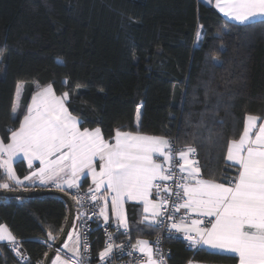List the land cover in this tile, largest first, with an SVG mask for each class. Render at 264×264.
Instances as JSON below:
<instances>
[{
	"label": "trees",
	"instance_id": "16d2710c",
	"mask_svg": "<svg viewBox=\"0 0 264 264\" xmlns=\"http://www.w3.org/2000/svg\"><path fill=\"white\" fill-rule=\"evenodd\" d=\"M197 25L204 26L199 43ZM0 50L3 141L32 93L52 84L57 94L70 93L66 106L80 126L100 127L105 138L121 129L172 136L184 146L199 131L204 143L196 158L203 178H219L236 173L220 158L219 147L207 142L210 133L214 139L238 138L246 114H264V24L237 25L201 0H0ZM210 55L219 57L215 67ZM17 82L23 87L13 114ZM202 113L206 127L197 130ZM14 168L20 176L27 170L22 160ZM128 214L134 221L131 206ZM66 216L59 196L0 195V223L22 239L25 264H41L48 246L40 239L46 241L49 230L58 236ZM128 232L133 239L140 234L137 228ZM155 233L154 227L144 235ZM165 240L171 249L167 264L236 260L193 250L177 238ZM100 245L97 233L93 248ZM0 264H18L7 242L0 243Z\"/></svg>",
	"mask_w": 264,
	"mask_h": 264
},
{
	"label": "snow or ice",
	"instance_id": "6c2138e0",
	"mask_svg": "<svg viewBox=\"0 0 264 264\" xmlns=\"http://www.w3.org/2000/svg\"><path fill=\"white\" fill-rule=\"evenodd\" d=\"M206 3L214 5L228 21L237 25L264 24V0H206ZM203 35L204 26L197 25L195 42L199 43ZM3 55L4 50H0V56ZM207 59L213 67L219 62L215 55ZM22 87V82H17L13 113L19 106ZM69 98L68 91L57 96L52 84L38 88L32 95V102L28 104L19 127L7 129L9 142L0 140V176L3 177L0 189L10 188L13 184L22 186L25 181L34 183L38 178L41 184L60 181L56 187L63 191L65 184L69 189L78 188L81 175H90L95 187H89L88 194L96 204L104 202L98 215L104 218L105 224L110 219V197L111 215L118 221L117 228H123L127 234L129 223L124 204L136 201L143 205L140 224L146 227L162 225L163 217L172 221L167 225L170 235L182 234L193 250L234 255L238 264H264V122L252 135L257 121L264 120V117L246 114L238 138L216 136L214 139L210 133L207 142L219 147L220 158L227 168L235 169L236 174L229 176L225 172L219 178L212 175L205 179L199 161L194 158L198 146L204 143L199 131L193 134L191 143L178 150L166 136L143 135L139 131L117 129L114 136L106 139L100 127L81 128V119L66 106ZM141 107L137 105L136 108L137 122ZM204 115L201 114V121L195 125L197 130L206 127ZM21 155L29 167L34 160L40 164L23 180L13 168L14 158ZM168 182H173L174 187ZM153 193L159 199L153 200ZM162 193L170 195L163 196ZM173 195L180 202H173ZM74 199L80 202L82 198ZM181 209L184 215L176 222L175 214ZM193 214L197 218L191 219L189 224L187 221ZM83 215V212L79 213L78 219ZM73 229L68 237L71 241L75 236V246H70L68 241L64 243L71 255L65 258L58 251L52 264H84L85 253L89 251L88 242L84 240L81 248L75 224ZM106 235L105 246L98 253L101 264H107L115 249L124 247L113 242L111 233ZM57 238L49 230L44 242ZM0 242H7L16 254L18 264H24L28 259L21 250L22 241L5 224H0ZM159 243L158 238L154 248L148 240L138 239L128 255L138 251L142 254L137 258L140 264H166Z\"/></svg>",
	"mask_w": 264,
	"mask_h": 264
},
{
	"label": "built area",
	"instance_id": "2783aa9c",
	"mask_svg": "<svg viewBox=\"0 0 264 264\" xmlns=\"http://www.w3.org/2000/svg\"><path fill=\"white\" fill-rule=\"evenodd\" d=\"M8 129H12V128L8 127ZM168 138L173 141L175 149L178 150L183 147V146L177 145L172 136H168ZM194 158L197 159L196 157ZM176 172L177 174H179L178 167L176 168ZM168 183L170 184V186L174 187L173 182H168ZM88 189L89 187L82 186V185H79L78 188L69 189L70 190L69 194L71 195L73 202H74L75 210H74L73 220L76 221L77 232L79 233L80 239H81V248H82L84 240H87L88 242L89 251L85 253L84 264H101L98 253L104 248L105 242L108 239V236L106 235V233L112 234L113 242L115 244L124 245L122 250L121 249L114 250V253L111 256V258L108 260L107 264H138L140 263V260H138L137 258L142 257L141 253H139L138 251H133L132 256L128 255L129 250H131L132 244L136 243L135 240L130 236L128 230H127V234H125L123 228L118 229L117 228L118 222L114 220L112 217H110L108 224H105L104 218L98 215L100 211V207L103 206L104 202L100 201L99 204H96L95 202H93L91 200V194H88ZM154 195L157 199H159V197L155 193ZM161 195L169 196L170 194L162 193ZM74 197H80L82 199L80 202H78L77 199H74ZM171 200L173 202H180V201H176V198L174 195L171 196ZM110 202H111V198L109 197L108 204ZM81 212H83L84 215L80 216L78 219V215ZM183 215H184V210L181 209L179 213L175 214V221L179 222L180 218ZM196 218L197 217L193 214L191 215V218L187 222L191 221V219H196ZM161 219L164 221V223L162 225H155L156 233L152 235L150 238H148V241L155 248L157 247L156 241L159 238L160 243L158 247L161 249L162 253L164 254L165 261L167 264V260L171 252V249L169 245L165 243L166 241L165 239L166 238H177V239L182 240L185 244H187V242L184 241L183 235L180 233H176L175 236H171L168 231L167 225L171 223L172 221H169L163 217ZM97 233L101 234V245L99 246V248L94 249L93 240L96 238ZM18 239L22 241L21 238H18ZM50 243L51 242H48L46 243V245L48 246V244ZM8 248L11 251L12 255L14 256L16 263H18L16 254L10 249L9 246ZM21 250L25 254V256L28 258V255L23 245H22ZM58 251H59V254H61L65 258L71 255L70 253H68L66 250H63V249H59ZM27 260L24 262V264L27 262Z\"/></svg>",
	"mask_w": 264,
	"mask_h": 264
},
{
	"label": "crops",
	"instance_id": "0c3cea01",
	"mask_svg": "<svg viewBox=\"0 0 264 264\" xmlns=\"http://www.w3.org/2000/svg\"><path fill=\"white\" fill-rule=\"evenodd\" d=\"M201 1L204 2V3H206V0H201ZM207 4H208V3H207ZM211 5H212V4H211ZM212 6L214 7V5H212ZM214 8H215V7H214ZM215 9H216V8H215ZM216 11H217L221 16H223V14L220 13L218 9H216ZM223 17H224V16H223ZM224 18L227 19L226 17H224ZM227 20H228V19H227ZM45 86H47V85H45ZM45 86H43V87H45ZM40 88H42V87H40ZM36 91H38V89H36V90L32 93V95H33ZM53 91H54V89H53ZM15 92H16V88H15V91H14L13 102H14V99H15ZM54 92H55V91H54ZM20 94H21V93H20ZM55 94H56L57 96L60 95V94H57L56 92H55ZM32 95L30 96V99H29L28 103L26 104L25 112L27 111V106H28V104H30V103L32 102ZM18 104H19V101H18ZM12 106H13V103H12ZM12 113H13V112H12ZM13 114H15V113H13ZM262 117H264V114L262 115ZM22 118H23V116H22ZM22 118H21V119H22ZM21 119H20V120H21ZM20 120H19L17 126L13 128V130H15L16 128L19 127ZM262 122H264V120H258V121H257V128L253 130V133H252L253 136H254L255 132L259 130V124L262 123ZM81 128H84V127H81ZM119 130H121V129H119ZM242 130H243V128H242ZM121 131H128V130H121ZM131 132H133V131H131ZM141 134H143V135H151V136H161V135H154V134H148V133H141ZM114 135H115V132H114V134H113L112 136H114ZM9 136H10V134H9ZM106 139H108V138H106ZM0 140H2V139L0 138ZM3 142H4V143H8V142H9V139H8L7 141H3ZM17 160H22V161H24L25 164H26V167H27L26 173H25L24 175L20 176V175H18V174L16 173L17 176H18L21 180H23V177H24V176L29 175L31 172H35L36 169H38V168L40 167V164H39V161H38V160H34L33 163H32V166L29 167L27 160H25V159L23 158V156L21 155V156H18L17 158H14V161H13V168H14V163H15ZM14 170H15V168H14ZM97 170H99V169L97 168ZM234 170H235V169H234ZM15 172H16V170H15ZM205 179H206V178H205ZM59 182H60V181H57L56 183H59ZM56 183H54V182H52V181H48L46 184H41V183L39 182V179L37 178V179L35 180L34 183H33V181H25L24 184H23L22 186H18V187L26 188V189H30V188H34V187H53V188H58V187H56ZM77 183H78V185H82V186H86V187H95V185H94L93 182H92V179H91V176H90V175L85 176L84 174H82V175H81V179H80V181H78ZM63 187H64L65 190H69V188L67 187L66 184H65ZM58 189H60V188H58ZM151 198H152L153 200H157V198L155 197L154 193H153V196H152ZM128 206H131V207L133 208V210H134V221H131V220L129 219L130 215L128 214ZM124 211H125V214H126V217H127L128 223H129V228H128V229H130V230H131V229H135V230H136V228H137V231L140 232V234H137V235L134 237L135 242H136L138 239L148 240V238H149L150 236H145L144 234H149V233L153 232L155 225L152 226V227H146L145 225L140 224V221H141V219H142V217H143V205L140 204V203H138V202H136V201H126L125 204H124ZM108 212H109L110 217H112L114 220H116V218L113 217V216L111 215V202L108 204ZM116 221H117V220H116ZM117 222H118V221H117ZM188 223L190 224L191 221H189ZM0 224H4V223H0ZM5 225H6V224H5ZM6 226H7V225H6ZM209 226H210V225H209ZM7 227H8V226H7ZM40 240H41V242H43V243H44V241H45V239H43V240L40 239ZM0 243H5V242H0ZM60 249H61V248H60ZM56 253H58V251H57ZM60 255H61V254H60ZM233 256H234V255H233ZM189 261H190V260H188L185 264H188ZM191 261H192V264H228V263H215V262L197 261V260H191ZM138 264H140V263H138ZM231 264H238V258H236L235 262H234V263H231Z\"/></svg>",
	"mask_w": 264,
	"mask_h": 264
},
{
	"label": "water",
	"instance_id": "95a60500",
	"mask_svg": "<svg viewBox=\"0 0 264 264\" xmlns=\"http://www.w3.org/2000/svg\"><path fill=\"white\" fill-rule=\"evenodd\" d=\"M0 195L2 196H18V197H37L43 195H54L61 197L67 205V216L65 222L58 234V238L51 242V247L48 246V249L45 255L42 258L41 264H49L53 255L60 249V245L65 239V236L72 224L74 218V202L71 195L64 189L63 191L58 188L53 187H34L30 189H18L10 187L7 189H0ZM47 254V255H46Z\"/></svg>",
	"mask_w": 264,
	"mask_h": 264
},
{
	"label": "rangeland",
	"instance_id": "374dc122",
	"mask_svg": "<svg viewBox=\"0 0 264 264\" xmlns=\"http://www.w3.org/2000/svg\"><path fill=\"white\" fill-rule=\"evenodd\" d=\"M74 224L76 225V221H75V220L72 221V224H71V226H70V228H69V230H68V232H67V234H66V236H65V239H64V241L62 242V244L60 245V248L63 249V250H66V251H67V249L64 248V243H65V241H68L70 246H73V247L75 246V245H74L75 236H73V238H72L71 241H69V237H68V233L74 231V229H73V225H74ZM75 231H77V226H76ZM57 254H58V253H55V254L53 255V257L51 258L49 264H52V261L55 259V257H56Z\"/></svg>",
	"mask_w": 264,
	"mask_h": 264
}]
</instances>
